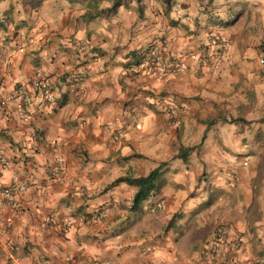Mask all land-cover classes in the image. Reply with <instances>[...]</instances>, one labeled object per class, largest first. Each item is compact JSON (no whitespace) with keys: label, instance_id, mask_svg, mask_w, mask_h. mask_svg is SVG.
<instances>
[{"label":"crops","instance_id":"crops-1","mask_svg":"<svg viewBox=\"0 0 264 264\" xmlns=\"http://www.w3.org/2000/svg\"><path fill=\"white\" fill-rule=\"evenodd\" d=\"M63 2L70 5L64 13ZM78 3L83 1L39 0L35 11L29 7L14 22L19 0H0V86L12 89L39 67L51 76L54 94L51 104L31 103L28 122L0 113V151L10 161L0 168V185L26 176L45 180L40 189L14 195V208L0 205V264H56L67 255L76 264L105 258L115 264H203L200 249L219 220L228 236L240 238L238 256L264 257L257 227L264 221V73L257 58L264 9L257 16L258 6L249 4L246 15L221 24L188 0H176L168 13L161 5L146 11L128 36L134 7L119 6L109 15L105 41L89 40L99 63L83 70L88 52L73 42L86 38L85 27L95 18L80 16ZM209 29L228 38L212 63L188 59L183 71L164 74L126 68L130 52L154 36H165L169 49L179 52L204 45ZM70 70L83 79L79 96L66 87ZM157 97L177 108L174 123ZM31 129L37 130L36 144ZM190 145L184 158L172 157ZM56 156L63 177L47 180ZM160 161H167L164 183L142 201L135 219L127 209L135 188L105 186L118 175L146 174ZM157 196L163 207L147 212ZM96 206L106 207L104 218L75 222L62 232L64 219Z\"/></svg>","mask_w":264,"mask_h":264},{"label":"built area","instance_id":"built-area-1","mask_svg":"<svg viewBox=\"0 0 264 264\" xmlns=\"http://www.w3.org/2000/svg\"><path fill=\"white\" fill-rule=\"evenodd\" d=\"M22 46L23 40L17 41ZM73 44L82 53L88 52V58L82 67L90 68V64L99 63V52L91 48L87 38L76 39ZM228 38L221 35L218 31L209 29L205 36V43L196 48H186L179 52H173L168 47L167 38L163 35L152 37L144 46L136 48L128 56L126 68L136 74H164L167 72H181L187 66L188 59H196L202 63L208 64L222 56L227 48ZM257 58L261 63L260 71L264 73V31L259 34ZM66 87L75 96H79L84 88L83 79L79 71L70 70L66 74ZM51 104L54 101L51 76L37 67L33 70L31 76L22 82H17L12 89H4L0 86V113L5 115H14L22 122H28L30 114L27 109L32 102ZM156 103L162 112L175 122L177 108L166 102L163 97H157ZM137 105H130V110L134 111ZM29 137L32 144H36L38 134L36 129L29 130ZM10 166L7 155L0 151V168L6 169ZM62 162L59 156L53 159L52 164L47 168V180L60 181L62 179ZM234 173L230 174V179ZM45 180L26 176L23 180L12 178L11 182L0 185V205L14 208L13 196L25 192L28 188L40 189ZM164 205V199L157 196L152 203L147 205L149 211L160 209ZM105 206H96L86 214H79L76 218L67 217L64 219L61 230L66 233L75 223H92L100 221L105 217ZM76 219V220H74ZM47 220H52L51 216ZM227 224L219 220L215 227L209 232L207 241L200 249L199 257L203 264H262L264 257L257 256L250 259L237 255L241 247V240L238 236H228ZM56 264H76L72 255H67ZM90 264H115L110 259H94Z\"/></svg>","mask_w":264,"mask_h":264},{"label":"trees","instance_id":"trees-1","mask_svg":"<svg viewBox=\"0 0 264 264\" xmlns=\"http://www.w3.org/2000/svg\"><path fill=\"white\" fill-rule=\"evenodd\" d=\"M68 1H75V0H68ZM83 1L86 5L87 11H85V19H94L97 17H107L113 14L119 6H128L131 2L134 4V11L136 13L137 18H143L144 16V9H145V0H77ZM100 1H107V4L102 7H98L97 4ZM176 0H157V2L163 7L165 13H168L172 6L174 5ZM206 7V3H205ZM208 9V8H207ZM204 11V10H203ZM209 15H210V10ZM238 12L234 11L232 16L228 18H218V22L221 24L231 23L233 19L237 16ZM169 22L171 24H176V20L173 16H169ZM1 23V22H0ZM135 50V49H134ZM132 50L130 53L134 52ZM194 146H181L172 157H179L184 158ZM139 155V154H136ZM167 167V161H160L154 167H152L146 174L143 175H129L123 174L118 175L113 178L105 188L112 187L119 182H124L133 186L134 192L132 194L130 203L127 207L128 211L131 213L132 216L136 219L137 216L141 213V203L143 200L147 199L148 197H153L160 187L164 183L163 173ZM205 204L207 202H204ZM172 220V218H171ZM170 222V221H169Z\"/></svg>","mask_w":264,"mask_h":264},{"label":"rangeland","instance_id":"rangeland-1","mask_svg":"<svg viewBox=\"0 0 264 264\" xmlns=\"http://www.w3.org/2000/svg\"><path fill=\"white\" fill-rule=\"evenodd\" d=\"M37 1L39 0H19V6H18V10L16 12L13 11L14 15L12 16V11L10 12V16H12V18L14 19V22H18L24 19V14L26 13V10L30 7L31 11H35V9H37L38 4ZM31 2V3H30ZM192 3L193 7L196 8V10L201 9L206 11V16L209 17V11L210 10V16H213L215 18H228L230 16H232L234 11H237L239 15V13H244L246 15V11H247V5L249 4H253L254 6H258V8H256L257 11V16L258 15H263V9H264V0H188V5H190V3ZM205 3H206V7H205ZM107 4V1H100L97 6L98 7H102L105 6ZM78 7H77V11L80 12V16L83 14H85V11H87L86 5L84 3H78ZM134 4L131 2L130 6H133ZM160 4L157 2V0H145V9H144V16L143 18L145 19V16H147L146 11L150 12L149 10H151V12L156 9ZM70 5H66L65 2L62 3V6H60V11L61 12H65L67 9L66 7H68ZM73 7V6H72ZM75 7V6H74ZM132 7L129 8L128 11H133V9H131ZM194 8V9H195ZM208 8V9H207ZM19 11V12H18ZM16 13V15H15ZM19 13V14H17ZM136 14V13H135ZM17 15H19V19L17 18ZM21 16L23 17L21 19ZM256 16V17H257ZM132 16H130L131 22L133 20V22L131 23V26L128 28V31L130 32L128 36L132 35V30L134 29L136 22L138 21L137 16H133L134 18H131ZM111 16H107V17H97L93 20L92 22V26L90 28L85 27L86 31L88 32L86 38L89 42H91V40L93 42H97L98 40H104L102 39L103 35H107L106 30L107 27H109V21H110ZM211 18V17H210ZM140 20L143 21V19L140 18ZM77 21L79 22V18L77 19ZM78 25V24H77ZM79 26V25H78ZM264 30H262L259 34H261ZM259 38V36H258ZM89 42V44H91ZM92 42V43H93ZM92 45V44H91ZM93 45H95L93 43ZM98 51V50H97ZM146 211L151 213V212H155V211H149L146 208ZM258 229L260 230V232L263 234V238H264V221L260 223V225L257 226Z\"/></svg>","mask_w":264,"mask_h":264}]
</instances>
